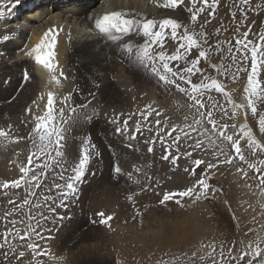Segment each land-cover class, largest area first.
Segmentation results:
<instances>
[{
    "label": "snow or ice",
    "instance_id": "6c2138e0",
    "mask_svg": "<svg viewBox=\"0 0 264 264\" xmlns=\"http://www.w3.org/2000/svg\"><path fill=\"white\" fill-rule=\"evenodd\" d=\"M248 2L249 0H243L244 4H248ZM19 3L20 0H15L13 7ZM188 3L192 5L187 8L190 13L191 26L182 25L176 19L167 18L156 21L145 18L139 13L124 10L106 12L97 17L88 16V19L93 22L95 35L101 40L116 42L133 33L141 36L143 43H124L120 50L127 53L132 62L141 67L146 74L155 78L157 85L162 86L165 92L175 88L178 93L186 96L189 101L187 107L194 112L191 123L186 122L183 126H178L171 123L167 118L162 123L160 119L162 110L153 107L152 104H147L144 109L139 111L141 119L135 120L134 129H130L129 124L132 117L122 119V113L114 114L109 119V123L116 125L115 134L123 136L127 140H136L137 134H142L141 120L148 122L149 117L154 115L157 117L155 120L156 135L145 141L148 145L147 151L153 153V145L158 140L163 146V154L160 157L162 160L170 161L173 166L177 165L181 156L191 160V166L184 170L191 176H198V178L191 186L183 190L164 191L162 199L159 201L160 204L175 201L183 207L182 200L184 198L191 199L193 202H198L201 199H215L216 194L221 193L222 189L211 185V174L213 170L218 171L221 165L235 167L236 173L246 181L245 187L251 189L255 186L259 189L260 197L264 198V142L257 139L253 128L249 126L248 119L249 112L253 119L258 116L256 123L259 132L264 134V111L258 109V105H264V31L258 34L257 41H253L250 38L252 29L249 27L247 31L240 32L236 36L234 44L231 41H218L215 46H212L209 43L211 34L204 30V24L199 26L200 31H196L194 25L198 16L205 12V9H209L207 12L209 18L214 15L217 0H211V2L209 0H188ZM182 4H185V0H163L162 4L157 0L158 7L168 9H177ZM2 15L3 13L0 12V16ZM208 22L209 20H205V23ZM60 30L62 29L49 28L38 43L31 47L25 46L23 50L26 57L31 58L37 65L47 70L50 83L56 85H59L60 80L56 74L57 63L53 49L57 44V35ZM165 30H170L172 41L177 42V46L171 53L165 51ZM4 39L7 40V36ZM225 43L228 44L227 52L231 56L232 63L235 64L237 60L241 61V64L237 65L235 72L232 73L231 80L240 79L242 73L247 76L239 103L233 99L235 89L226 91V85L216 77L208 75L205 67L201 64L202 61H209L207 67L214 69L218 76L228 75L231 64L225 67L222 64L210 62L212 59L210 51L219 52ZM180 61H184V63L180 64ZM249 64L250 67L246 66ZM59 75L63 76V72L60 71ZM23 79L24 81L30 79L27 71L24 72ZM197 80L199 82H196ZM96 87L99 89V85ZM213 91L223 97V104L211 95ZM97 95L98 91L89 92V96L93 99ZM43 98L42 95L40 99ZM33 104L39 108L37 101H33ZM59 104L61 106L56 109L54 93L49 91L43 114H34L31 108L26 109L31 117V123L34 125L28 134L34 150L28 153L26 163L18 165L20 173L18 178L0 182V189H21L23 187L27 192L22 203L15 205L16 209L25 206L32 207L28 197L35 196L37 194L35 190L42 189L47 184V179L52 174L50 170H55L57 167L65 168V171L58 174L59 179L63 180L64 183L53 182L48 185L49 191L55 189L57 195L55 197L49 195L43 197L45 206L51 214L53 226L57 221L62 222L67 218L60 215L57 208H68L69 203L78 198L80 185L86 181L90 162L96 154V146L91 143L89 133L82 141L78 162L71 166V174L65 178L67 168L64 157L66 155V141L68 140V136L65 135L68 132L66 125L79 123L76 113L86 109L91 104V100L86 103H76L73 95L68 94L59 100ZM241 118L242 122H240ZM83 119L85 123H88L91 118L85 116ZM187 119L185 116V121ZM149 131L151 132L152 129L149 128ZM193 133H197V135L193 136ZM165 136H167V140ZM0 138L10 140L13 143L25 139L22 136H12L10 132L4 129H0ZM185 141L189 143L187 148L182 151V145ZM205 141H207V147ZM173 146L175 152L172 151ZM128 147L132 148L133 146L129 144ZM226 148H230V151H226ZM209 149H211V154L214 157L213 161L194 158V153L197 151L207 152ZM257 157L259 158L257 159ZM236 161H239V164ZM201 168L203 170L198 174L197 169ZM112 172L115 176H119L122 174V169L117 164L113 166ZM250 173L254 175L250 176ZM130 177L131 174H129ZM248 179L255 181V185L247 183ZM149 188L155 191V187L151 185L142 188L141 191L146 192ZM5 195H7V191H5ZM128 200L133 201V195H129ZM49 201H51V206L48 205ZM8 203L14 204V201L9 199ZM224 204L228 207L229 212H232L231 205L227 200L224 201ZM34 206L39 208L40 204ZM260 209V215L264 217V202L260 203ZM8 215L10 213L6 212L5 216ZM96 215L100 218V224L108 225V221L112 219L111 216H106L103 212H98ZM28 219L33 221L35 217L29 214ZM41 219L47 223L49 216L42 214ZM232 219L238 220L235 213H232ZM92 222L95 223L96 221ZM11 224L13 227L6 228L0 233L2 264H26L28 253L31 255V260H28L27 264H44V261L38 258L42 256L51 257L50 245L42 246L34 242L32 238L35 236L41 241L52 240L53 229L45 230L40 222L36 221V227L29 223L27 229L21 232L20 229L15 228V220L11 221ZM261 227L264 229V225ZM38 229L40 230L38 231ZM42 231H46L47 236L41 235ZM248 231L251 232L252 229ZM15 241H19L18 247L14 243ZM208 260H211V264H264V236H256L238 252L235 245L225 251L223 242L219 253H217V247L214 243H200L199 248L193 250L190 255L182 253L181 256L175 257L172 261L161 259L156 264H207Z\"/></svg>",
    "mask_w": 264,
    "mask_h": 264
},
{
    "label": "rangeland",
    "instance_id": "374dc122",
    "mask_svg": "<svg viewBox=\"0 0 264 264\" xmlns=\"http://www.w3.org/2000/svg\"><path fill=\"white\" fill-rule=\"evenodd\" d=\"M20 1L22 2V0ZM47 1H44L39 9L49 5L58 9L77 7L71 3L73 0H52L48 3ZM102 1L95 2L91 7L100 6ZM13 4H15V0L1 7L0 12L3 15L0 16V29L7 23L16 27L18 20L23 16L21 13L24 10L22 11V9L7 12ZM217 4L219 5L218 10L217 5L211 18L207 15L209 9H205V12L201 13V15L206 16L205 20L209 18V22L211 20L212 22L215 20V23L218 20L222 22L218 24V27L222 29L217 38H210L209 43L212 46H215L218 41H231L234 44L236 36L240 32L247 31L249 27L252 29L250 38L253 41L258 40V34L264 31V0H249L248 4H244L243 0H219ZM107 7L111 8V5H107ZM176 14L182 18L181 14ZM72 20L73 18H71ZM8 34L10 33H6V35ZM11 36L14 35L10 34ZM227 48L228 44L225 43L219 52L210 51L212 57L210 62L222 64L225 67L231 64L228 75L218 76L214 69L207 67L209 61H204V67L208 75L216 77L226 85V91L235 89L233 99L239 103L247 76L242 73L240 79L231 80L232 73L235 72L241 61L237 60L233 64ZM1 49L0 46V53H2ZM3 58L6 62L13 59L9 56ZM246 66L250 67V64ZM65 75L63 74L64 77ZM68 84H71V81ZM155 92L145 95L156 102L157 109L162 107L160 108L163 110V115L160 117L162 123L165 118L178 126L192 122L194 112L187 107L189 101L186 96L178 93L175 88L174 97L165 94L156 96ZM211 95L220 103H224L223 97L219 93L213 91ZM55 107L58 109L59 103ZM225 107L228 106L225 105ZM258 109L264 111V105H258ZM185 116L188 118L187 121H185ZM156 119L157 117L153 115L149 117L148 122L141 120L142 134H137L136 140H127L125 137L115 134L116 125L109 123V120L107 122L94 120L95 125L89 122L92 125L90 127H85L83 121L66 125L69 131L65 133L68 136L64 157L67 168L65 178L71 174V166L79 160L80 148L86 135L90 133L91 143L96 146V154L90 162L86 181L80 185L78 198L69 203L68 208H57V212L67 218L62 222L57 221L53 226L51 214L43 200L45 195L53 197L57 195L55 189L49 191L48 185L53 182L64 183L63 180L59 179L58 174L65 171V168L57 167L55 170H50L52 174L49 175L47 184L42 189H36L37 194L35 196L28 197L32 207L15 208V205L21 204L23 198L27 196L23 187L21 189H0V233L6 228L13 227L11 224L13 220L16 221L15 228L20 229L21 232L27 229L29 223L36 227V221H39L45 230L53 229L52 240L41 241L35 236L32 238L34 242L42 246L50 245L51 257L42 256L38 258L43 260L44 264H156L161 259L172 261L175 257L181 256L182 253L190 255L193 250L199 248L200 243H214L217 247V253H219L223 242L225 251L235 245L238 252L256 236H264V229L261 227L264 225V217L260 215V203L264 202V198L260 197L259 189L255 186L251 189L245 187L246 181L236 173L235 167L229 165H221L218 171L213 170L211 174V185L222 189L221 193L216 194L215 199H201L198 202H193L191 199L184 198L182 200L183 207L175 201H168L165 204L159 203L164 191L183 190L191 186L198 176L193 177L185 172L184 169L191 166V160L186 157L181 156L176 166H173L170 161L162 160L160 157L163 154V146L158 140L153 145L154 152L149 153L147 151L148 145L145 141L156 135ZM248 119L249 126L253 128L257 139L264 142V134L259 132L256 123L258 116L253 119L249 112ZM240 122H242V118ZM102 124L106 127H103ZM129 124L130 129L135 128V120L131 119ZM33 126L31 121L26 124L21 119H14L12 122L0 110V129L10 132L12 136L25 137V139L15 143L0 138V182L19 177L18 165L26 163L28 153L34 150L32 140L28 138ZM149 128L152 129L151 132ZM192 135L196 136L197 133ZM165 139L167 140V136ZM168 142L171 143V141ZM188 143V141L183 143L182 151L187 148ZM129 144L133 147L129 148ZM205 146L207 147V141H205ZM225 150L230 151V148ZM172 151L175 152L174 146ZM194 158L214 160L211 149L207 152L197 151L194 153ZM236 163L239 164V161ZM117 164L122 169V174L119 176H115L112 172L113 166ZM202 170V168L197 169V173L199 174ZM129 174H131L130 178ZM251 175L254 174L250 173ZM247 183L255 185V181L251 179H248ZM149 185L155 187V191H152L151 188L146 192L141 191L142 188ZM5 191H7V195H5ZM129 195H133L134 202L128 200ZM9 199H12L14 204H9ZM225 200L231 205L232 212H229L228 207L224 204ZM36 204H40V207H35ZM48 205L51 206V201L48 202ZM6 212L10 215L5 216ZM98 212H103L106 216L112 217L108 221V225L99 223L100 218L96 215ZM232 213H235L238 220L232 219ZM29 214L34 216L35 220L29 221ZM42 214L49 216L47 223L41 219ZM92 221L96 222L93 223ZM249 229L252 231L249 232ZM41 235L47 236V232L42 231ZM14 243L17 247L19 246V241ZM2 260L3 258L0 257V264H2ZM28 260H31L30 253L27 254L26 264ZM207 264H211V260H208Z\"/></svg>",
    "mask_w": 264,
    "mask_h": 264
},
{
    "label": "bare ground",
    "instance_id": "6f19581e",
    "mask_svg": "<svg viewBox=\"0 0 264 264\" xmlns=\"http://www.w3.org/2000/svg\"><path fill=\"white\" fill-rule=\"evenodd\" d=\"M11 1L0 0V11L1 7ZM44 1L46 0H22L15 7L10 6L7 12L22 9L24 11L21 15L23 14V16L18 20L16 27L7 23L0 29V46L2 48V54H0V110L12 122L14 119H21L28 124L31 121L29 113L26 112L28 108H31L34 114H43L49 91L54 93L56 104L66 93L72 94L76 103H86L91 100V104L86 109L78 111L76 116L79 121L83 122L85 116L90 117V123L93 125H95L94 120L107 122L114 114L121 113L124 119L129 116L133 120L141 119L139 111L144 109L145 105L152 104L156 108V102L145 95L153 91H156V96L165 94L174 97V88L165 92L162 86L157 85L155 78L146 74L141 67L132 62L127 53L120 50L124 43H143L141 36L133 33L116 42L101 40L95 35L93 22L88 19V16L97 17L106 12L124 10L139 13L145 18L156 21L167 18L176 19L182 25L191 26L190 13L187 8L192 5L188 3V0H185V4L179 5L177 9L158 7L157 0H103L100 6L93 7L91 6L99 0H73L71 3L77 6L76 8L72 7L74 9H58L50 5L39 9ZM51 1L48 0L47 3ZM217 1L219 2V0ZM159 3L162 4L163 0H159ZM107 5H111V8H108ZM102 6L104 8H101ZM218 7L219 5L217 10ZM176 13L181 14L182 18H179ZM205 17L201 14L198 16L194 25L195 30L199 31V26L204 24V30L211 34V38L216 39L222 29L218 27L221 21L218 20L215 23V20L213 22L211 20V22L205 23ZM71 18H73L72 21ZM53 27L62 29L58 32L57 44L53 49L57 63L56 74L60 80L59 85L50 83L47 70L37 65L31 58L26 57L23 52L25 46L31 47L38 43L44 32ZM89 29L92 30L88 31ZM165 31V51L171 53L177 46V42L172 41L170 30ZM6 33L14 36L10 37V34L6 35ZM5 36H7V40L4 39ZM17 48L21 49L17 51ZM2 56L13 57V59L6 62ZM183 63L184 61H180V64ZM201 64L205 66L204 61ZM25 71L30 75L28 81L23 79ZM60 71L64 75L66 74L65 77L59 75ZM68 77L71 84H68ZM97 85H99V89H97ZM90 91H98L95 99L89 96ZM42 95L44 98L40 99ZM33 101H37L39 108L33 104ZM118 103L121 104L117 105ZM126 105L128 106L126 107ZM160 108L162 107L160 106ZM84 125L85 127L92 126L89 122ZM102 125L106 127L104 124ZM74 132H76L75 129Z\"/></svg>",
    "mask_w": 264,
    "mask_h": 264
}]
</instances>
